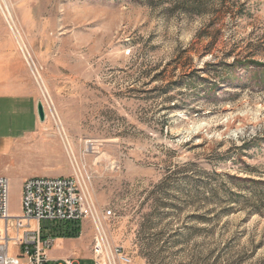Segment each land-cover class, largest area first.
<instances>
[{
  "label": "rangeland",
  "instance_id": "374dc122",
  "mask_svg": "<svg viewBox=\"0 0 264 264\" xmlns=\"http://www.w3.org/2000/svg\"><path fill=\"white\" fill-rule=\"evenodd\" d=\"M5 2L46 119L33 160L0 172L78 168L102 222L57 238L51 263L95 264L99 233L129 264H264V0Z\"/></svg>",
  "mask_w": 264,
  "mask_h": 264
},
{
  "label": "built area",
  "instance_id": "2783aa9c",
  "mask_svg": "<svg viewBox=\"0 0 264 264\" xmlns=\"http://www.w3.org/2000/svg\"><path fill=\"white\" fill-rule=\"evenodd\" d=\"M32 62L30 66L36 68ZM73 173L26 179L21 187L20 214L11 212L10 179L0 175V264H52L49 252L57 238L53 234L44 235L43 221L84 223L91 219L95 224L100 221L88 190L91 177L78 168ZM97 235L93 247L95 264L131 263L120 248L108 251L107 244L100 242ZM58 264L74 262L67 258Z\"/></svg>",
  "mask_w": 264,
  "mask_h": 264
},
{
  "label": "crops",
  "instance_id": "0c3cea01",
  "mask_svg": "<svg viewBox=\"0 0 264 264\" xmlns=\"http://www.w3.org/2000/svg\"><path fill=\"white\" fill-rule=\"evenodd\" d=\"M4 24L0 16V159L7 158L8 164L14 168L23 161L22 159L19 161L20 153L26 158V162L33 160L32 149L36 147L33 142L38 140L43 143L45 131L37 111L38 103L41 101L39 91L29 79L26 69L22 72L17 66L19 61L21 62L19 51L21 50L29 61L27 53L16 38L18 46L11 42V37L5 36ZM26 48L28 50L27 45ZM57 164V158L51 157L41 171L25 170L18 175L15 169L14 174L0 172V175L8 177L10 181L12 178L20 181L22 186L23 182L31 177L71 174L66 167L57 169Z\"/></svg>",
  "mask_w": 264,
  "mask_h": 264
},
{
  "label": "bare ground",
  "instance_id": "6f19581e",
  "mask_svg": "<svg viewBox=\"0 0 264 264\" xmlns=\"http://www.w3.org/2000/svg\"><path fill=\"white\" fill-rule=\"evenodd\" d=\"M8 3V2H7ZM0 8L2 9V13H4V16H5V18H6V20L9 22V24L11 25V27H12V29L14 30L15 29V27H14V21H13V15H12V12H11V10H10V8H9V5L8 4H6V2H5V0H0ZM16 30V29H15ZM17 34V33H16ZM22 46H23V48H24V50L26 51L27 50V48H26V46H25V44L24 43H22ZM98 214V213H97ZM96 217V220H98V218H97V216H95ZM99 217V216H98ZM88 220H91V219H88ZM98 228L100 227V225H102V222L101 221H96V224H95ZM99 230H100V228H99ZM102 241L103 242H107L106 241V237L105 236H103L102 235ZM109 248H111L110 247V245L108 246L107 245V250L109 251Z\"/></svg>",
  "mask_w": 264,
  "mask_h": 264
},
{
  "label": "trees",
  "instance_id": "16d2710c",
  "mask_svg": "<svg viewBox=\"0 0 264 264\" xmlns=\"http://www.w3.org/2000/svg\"><path fill=\"white\" fill-rule=\"evenodd\" d=\"M57 231H55L56 233ZM61 235L59 236H55L56 238H64V237H67V238H74V237H78L80 236L81 234V224L78 223V224H75L73 226H70L68 228H65L63 231H61L60 233Z\"/></svg>",
  "mask_w": 264,
  "mask_h": 264
},
{
  "label": "water",
  "instance_id": "95a60500",
  "mask_svg": "<svg viewBox=\"0 0 264 264\" xmlns=\"http://www.w3.org/2000/svg\"><path fill=\"white\" fill-rule=\"evenodd\" d=\"M37 111H38L39 119L41 121H45V119H46V112H45V107H44V104H43L42 101H40L38 103Z\"/></svg>",
  "mask_w": 264,
  "mask_h": 264
}]
</instances>
